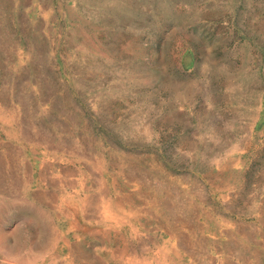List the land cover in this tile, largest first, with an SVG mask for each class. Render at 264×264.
<instances>
[{"label": "rangeland", "instance_id": "obj_1", "mask_svg": "<svg viewBox=\"0 0 264 264\" xmlns=\"http://www.w3.org/2000/svg\"><path fill=\"white\" fill-rule=\"evenodd\" d=\"M0 264H264V0H0Z\"/></svg>", "mask_w": 264, "mask_h": 264}, {"label": "crops", "instance_id": "obj_2", "mask_svg": "<svg viewBox=\"0 0 264 264\" xmlns=\"http://www.w3.org/2000/svg\"><path fill=\"white\" fill-rule=\"evenodd\" d=\"M75 162L78 163L77 160H75ZM51 172V181L48 182L44 180L43 182L38 183L39 185L36 186L37 192L35 194L38 198H36V201L34 200V198H32V202L38 204H47L49 202L47 198H50L49 196L52 194L53 196L56 195V197L59 198L60 207H67H61V211L64 210L66 214L71 212L74 213L76 217L87 221L94 219V222L102 221V216H104V220L109 219V213L104 212V200L109 193V186L106 180H103L102 172L100 173L97 170L95 176L97 177V181H94V183H92V185L90 186H86L84 171L78 165L74 166V170L73 168H71L70 172L66 176H63L61 173H56L55 170H52ZM95 182H98V184H96ZM81 195L83 196L81 197ZM68 196H71V199L73 198L72 202L70 204L62 205L64 203V198ZM54 205L56 204L54 203ZM126 221V216L123 219H118L116 227L121 228V226H124V224H126ZM69 226L74 228L81 227L79 223H75V221L74 223L72 222ZM111 226L113 228L115 227V225ZM137 257L138 255L135 251L124 252V254H122V258H124L126 261L137 260Z\"/></svg>", "mask_w": 264, "mask_h": 264}]
</instances>
